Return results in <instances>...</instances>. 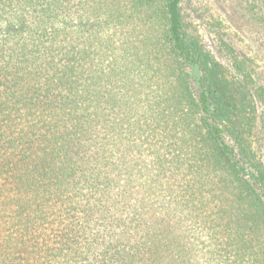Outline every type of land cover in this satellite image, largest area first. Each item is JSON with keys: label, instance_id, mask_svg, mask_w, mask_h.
I'll return each mask as SVG.
<instances>
[{"label": "trees", "instance_id": "16d2710c", "mask_svg": "<svg viewBox=\"0 0 264 264\" xmlns=\"http://www.w3.org/2000/svg\"><path fill=\"white\" fill-rule=\"evenodd\" d=\"M128 1L0 0V264H197L167 232L140 235L157 185L163 221L200 222L212 242L224 235L238 262L247 237L264 234V154L253 141L264 87L251 89L247 59L226 68L204 51L180 0ZM143 14L159 27L114 42ZM106 217L122 227L110 242Z\"/></svg>", "mask_w": 264, "mask_h": 264}, {"label": "rangeland", "instance_id": "374dc122", "mask_svg": "<svg viewBox=\"0 0 264 264\" xmlns=\"http://www.w3.org/2000/svg\"><path fill=\"white\" fill-rule=\"evenodd\" d=\"M124 7H129L128 0H119ZM162 0H155L156 6H161L163 4ZM179 7L181 14L186 24L187 33L195 37L199 43L203 46V49L208 54L212 55L218 62H220L224 67L229 68L233 63L232 61L236 59H247L249 66L248 71L252 75L251 89L254 91L256 87H264V0H180ZM79 9L76 7L75 10ZM87 17V15L85 16ZM89 18L87 20H91ZM79 20V19H78ZM86 20H84L85 22ZM158 17H152L150 20L146 18L143 14L142 17L138 18L133 23L122 26L120 30H117L114 34V42L122 43L123 39L134 41L137 37H133L132 32L135 26L146 29L148 27L152 29L158 28ZM83 22V23H84ZM90 27V23L85 24ZM149 36V35H148ZM160 35H157L159 38ZM156 37V35L154 36ZM64 40V39H63ZM23 41V40H22ZM72 43L69 47V52L72 54L77 53L76 44ZM20 41H15L14 44L20 45ZM64 47L63 43H60L61 51H58L56 55L61 57L67 53L66 49L62 50ZM99 50V47H94V49ZM96 53V52H95ZM90 56L92 60H97V56ZM164 56L163 52L157 50L156 53L152 54L150 61H155L162 59ZM101 63L105 62L103 55H101ZM230 63V64H229ZM236 63V62H235ZM154 71L159 73L157 66H153ZM163 80L156 76L152 78L150 88L152 91L150 93H144L137 95L136 97L140 99V104H142L146 97H149L154 91L157 90V85ZM120 86L117 85V89ZM264 102L257 105V125L254 130L253 141L255 143L256 149L260 152L259 154H264ZM264 162V158L262 159ZM123 173V172H122ZM128 174L125 172L124 176ZM124 176L121 178L123 181ZM132 179V178H131ZM133 180V179H132ZM160 180L156 179V183ZM137 184V183H136ZM162 185L155 186L154 190L149 192L154 193L153 200L143 205V213L147 214L144 219L139 220L142 227L143 233L144 227L155 226V230L150 228V233H160V231L167 232L169 238H173L171 247L179 251V248H187L188 251L192 250L190 254V262L197 264H264V234L260 233L255 238L251 239V236L247 237L248 241H251V248L247 255L244 256L243 261L238 262L229 251L230 245L226 242L223 236H220V240L212 242L209 239L210 233L203 230L199 224V219L195 215L198 224H193L192 219H181L180 224H175L176 219L179 217L171 216V222L163 221L162 214L158 216L152 207L154 199L164 198L166 195L162 189ZM184 193L188 199L190 191L187 192L186 187H184ZM152 199L150 195L146 198L145 203ZM133 207L138 206V204H132ZM213 212V209H212ZM214 213V212H213ZM193 215V214H190ZM149 216L150 218H147ZM107 226L106 235H109L108 241L120 236L122 233V227L117 218L106 217L103 221ZM253 235L250 232H247ZM154 237V235H152ZM155 239H159L156 237ZM241 237L235 240V243L240 240ZM138 240L132 239V243ZM167 241L164 244L166 246ZM253 253V254H249ZM236 257V256H235Z\"/></svg>", "mask_w": 264, "mask_h": 264}]
</instances>
